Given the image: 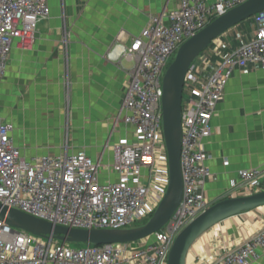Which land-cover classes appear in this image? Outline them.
<instances>
[{"label":"built area","instance_id":"1","mask_svg":"<svg viewBox=\"0 0 264 264\" xmlns=\"http://www.w3.org/2000/svg\"><path fill=\"white\" fill-rule=\"evenodd\" d=\"M247 0H180L176 10L151 20L129 47L119 43L110 60L129 58L134 67L123 101L124 122L135 138L116 148L111 167L119 181L100 183L99 166L85 153L27 159L11 139L13 126L0 124V203L55 225L75 229H127L146 222L166 193L169 169L163 135V77L188 39ZM48 0H0V81L15 40H31L49 17ZM254 37L223 59L204 82L198 60L186 77L182 102V202L168 223L133 243L73 249L54 238L31 235L0 219V264H168L176 237L211 204L204 192L212 172L203 140L236 68H264V12L254 17ZM147 170V182L142 172ZM264 174L247 170L239 187H257ZM264 255V230L212 264H251Z\"/></svg>","mask_w":264,"mask_h":264},{"label":"crops","instance_id":"2","mask_svg":"<svg viewBox=\"0 0 264 264\" xmlns=\"http://www.w3.org/2000/svg\"><path fill=\"white\" fill-rule=\"evenodd\" d=\"M180 0H48L50 14L28 42L15 40L0 81V124L27 158L85 153L99 166L100 183L117 182L116 148L135 138L124 122L123 101L132 70L129 58L112 61L118 43L129 47L151 20L176 10ZM244 21L217 39L198 60L202 82L224 58L255 34ZM133 63V62H132ZM212 176L211 205L264 190L239 187L243 171L264 174V68H236L203 140ZM148 171L142 172L143 183ZM264 230V207L228 218L193 244L187 264H212ZM251 264H264V255Z\"/></svg>","mask_w":264,"mask_h":264},{"label":"water","instance_id":"3","mask_svg":"<svg viewBox=\"0 0 264 264\" xmlns=\"http://www.w3.org/2000/svg\"><path fill=\"white\" fill-rule=\"evenodd\" d=\"M264 12V0H247L219 16L177 50L163 77V135L167 153L169 182L154 214L144 224L127 229H75L55 225L0 203V219L7 225L31 235L54 238L62 243L106 245L133 243L150 238L163 229L182 202L181 168L182 102L187 74L193 63L225 33ZM264 207V190L251 195L229 198L211 205L176 237L168 264H187L195 241L222 221L243 212Z\"/></svg>","mask_w":264,"mask_h":264},{"label":"rangeland","instance_id":"4","mask_svg":"<svg viewBox=\"0 0 264 264\" xmlns=\"http://www.w3.org/2000/svg\"><path fill=\"white\" fill-rule=\"evenodd\" d=\"M175 55H176V53L173 55V57H172V59H171L169 65L173 62V59H174ZM131 65L134 67V63L131 62ZM133 67H132V68H133ZM168 67H169V66H168ZM144 223H145V222L140 223V224H138L137 226L142 225V224H144ZM85 245H86V244L69 243V246H70L71 248H73V249H78V248L83 247V246H85Z\"/></svg>","mask_w":264,"mask_h":264},{"label":"trees","instance_id":"5","mask_svg":"<svg viewBox=\"0 0 264 264\" xmlns=\"http://www.w3.org/2000/svg\"><path fill=\"white\" fill-rule=\"evenodd\" d=\"M252 19H254V17L253 18H251V19H249V20H247V21H251ZM246 22V21H245ZM174 60V59H173Z\"/></svg>","mask_w":264,"mask_h":264},{"label":"clouds","instance_id":"6","mask_svg":"<svg viewBox=\"0 0 264 264\" xmlns=\"http://www.w3.org/2000/svg\"><path fill=\"white\" fill-rule=\"evenodd\" d=\"M204 54V53H203Z\"/></svg>","mask_w":264,"mask_h":264}]
</instances>
